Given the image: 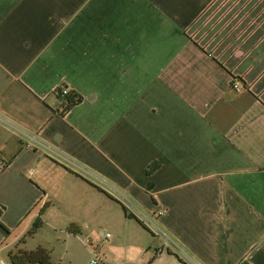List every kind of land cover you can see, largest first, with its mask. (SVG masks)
I'll use <instances>...</instances> for the list:
<instances>
[{"label":"crops","instance_id":"0c3cea01","mask_svg":"<svg viewBox=\"0 0 264 264\" xmlns=\"http://www.w3.org/2000/svg\"><path fill=\"white\" fill-rule=\"evenodd\" d=\"M60 156L198 264H264V0H0L6 230L59 187L97 191ZM161 247L146 264H181Z\"/></svg>","mask_w":264,"mask_h":264},{"label":"rangeland","instance_id":"374dc122","mask_svg":"<svg viewBox=\"0 0 264 264\" xmlns=\"http://www.w3.org/2000/svg\"><path fill=\"white\" fill-rule=\"evenodd\" d=\"M57 160L97 191L91 195L69 185L38 201L7 228V233H0L3 264H10L8 252L35 247L47 252L51 264H146L145 257L150 252H164L161 245L169 236L138 208L142 222L130 216L116 199V193L122 195L116 186L95 170L65 156ZM112 201L121 206L122 213ZM99 232L108 233L107 239H102Z\"/></svg>","mask_w":264,"mask_h":264},{"label":"built area","instance_id":"2783aa9c","mask_svg":"<svg viewBox=\"0 0 264 264\" xmlns=\"http://www.w3.org/2000/svg\"><path fill=\"white\" fill-rule=\"evenodd\" d=\"M231 86L236 89L237 85L235 82H233L231 84ZM54 93L59 96L62 97L65 93H66V89L63 88L62 86H58L57 88H55ZM24 140V143L26 146L32 144V143H36L37 140L34 136L26 134V133H22L21 134ZM116 199L121 203L122 207L124 208L125 211H127L130 216H133L134 218H136L139 222H142V215L138 212V209L133 206L130 202L127 201V199L119 194L116 193ZM147 227L150 229V227L147 225ZM99 235L102 239H107L108 237V233H102L99 232ZM168 240V239H167ZM163 240L166 246H168L170 248V250L174 253L175 257L179 260V262H181V264H198L193 258H191L188 254H186L184 251H182L181 249H178L176 246L173 245V243H170L169 240ZM90 262L92 263L93 260H90ZM0 264H3V262L0 260Z\"/></svg>","mask_w":264,"mask_h":264},{"label":"trees","instance_id":"16d2710c","mask_svg":"<svg viewBox=\"0 0 264 264\" xmlns=\"http://www.w3.org/2000/svg\"><path fill=\"white\" fill-rule=\"evenodd\" d=\"M62 98H64L63 109L78 101V98L74 97L68 91H66V93L62 96ZM152 166H154V164L147 166L146 172H148V170H150ZM37 223L38 221L36 220L32 224V226L33 227L36 226ZM0 233L2 234L7 233L6 228L1 223H0ZM7 258L10 264H51L49 262L47 252L40 247H35L34 249L29 251L21 250V249L10 251L7 253Z\"/></svg>","mask_w":264,"mask_h":264}]
</instances>
